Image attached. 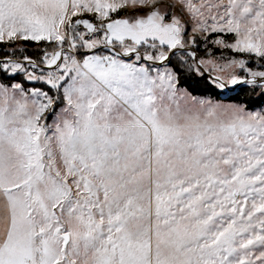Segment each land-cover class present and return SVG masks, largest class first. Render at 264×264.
Instances as JSON below:
<instances>
[{
    "label": "snow or ice",
    "instance_id": "snow-or-ice-1",
    "mask_svg": "<svg viewBox=\"0 0 264 264\" xmlns=\"http://www.w3.org/2000/svg\"><path fill=\"white\" fill-rule=\"evenodd\" d=\"M0 264H264V0H0Z\"/></svg>",
    "mask_w": 264,
    "mask_h": 264
},
{
    "label": "trees",
    "instance_id": "trees-1",
    "mask_svg": "<svg viewBox=\"0 0 264 264\" xmlns=\"http://www.w3.org/2000/svg\"><path fill=\"white\" fill-rule=\"evenodd\" d=\"M200 94H204V93H200ZM245 95H246V92L245 91H241L239 93V96H237V93L233 92V93H226L225 96L228 98V99H236V98H245ZM217 98H220V99H224L225 97L224 96H217Z\"/></svg>",
    "mask_w": 264,
    "mask_h": 264
}]
</instances>
